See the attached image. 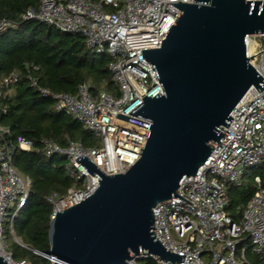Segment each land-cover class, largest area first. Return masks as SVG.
Listing matches in <instances>:
<instances>
[{
	"label": "built area",
	"instance_id": "1",
	"mask_svg": "<svg viewBox=\"0 0 264 264\" xmlns=\"http://www.w3.org/2000/svg\"><path fill=\"white\" fill-rule=\"evenodd\" d=\"M193 3L194 0H39V5L22 13L26 20H36L85 38L95 53L112 57L109 70L117 93L106 89L95 95L91 84L79 85L75 94L59 93L43 86L35 73L37 66L25 65L0 79V98L12 96L23 76L29 85L44 97L55 101L58 110L77 119L99 139V145L86 148L70 141L65 147L50 138H42L39 146L33 140L18 135L8 140L11 131L0 124V252L12 264L6 230L16 242L14 222L29 199L33 180L14 164V155L38 150L47 157H64L65 169L79 186L66 194L46 196L52 205L51 219L56 213L86 199L100 185L99 176L92 174L78 157L90 159L105 174L127 171L141 156L144 146L128 141L133 138L147 142L149 135L114 124L115 120L151 131V128L117 117L122 113L149 123L151 120L131 114L144 100L142 97L163 94L154 69L143 57L142 49L159 48L166 33L182 9L171 2ZM247 2V0H245ZM15 23L0 19V30ZM252 37H259L262 46L257 54L250 53ZM247 56L264 78V33L247 36ZM258 57V61L255 58ZM230 115L221 143L213 147L196 176H185L176 191L185 199L171 197L157 204L154 211V233L164 247L176 254H186L181 262L167 263L157 255L135 254L128 264H139L152 258L158 264H249L247 251H264V89L252 85ZM262 169L254 175L255 192L235 221L228 213V187L242 186L248 169ZM188 200V201H187ZM239 247L242 256L238 257ZM51 260L53 257L49 256Z\"/></svg>",
	"mask_w": 264,
	"mask_h": 264
},
{
	"label": "water",
	"instance_id": "2",
	"mask_svg": "<svg viewBox=\"0 0 264 264\" xmlns=\"http://www.w3.org/2000/svg\"><path fill=\"white\" fill-rule=\"evenodd\" d=\"M182 9L159 48L142 49L163 88L145 95L130 113L152 123L116 116L151 131L115 120L114 124L149 135L140 158L125 172L105 174L80 155L99 187L51 219V264H128L135 254L157 255L167 263L186 254L164 247L154 233L158 203L176 193L185 176H196L233 119L232 109L264 78L247 56V36L264 33V0L171 2ZM77 120V119H76ZM186 200V199H185ZM188 201V200H187ZM0 264H12L0 252Z\"/></svg>",
	"mask_w": 264,
	"mask_h": 264
},
{
	"label": "trees",
	"instance_id": "3",
	"mask_svg": "<svg viewBox=\"0 0 264 264\" xmlns=\"http://www.w3.org/2000/svg\"><path fill=\"white\" fill-rule=\"evenodd\" d=\"M39 5V0H0V19L15 23L0 30V79L25 65L37 66L35 73L43 86L59 93L75 94L80 84L89 82L92 93L106 89L117 93L112 80L107 53H95L86 45L85 38L58 30L36 20L22 18L29 7ZM0 124L11 131L8 140L14 142L23 135L39 146L42 138H50L65 147L70 141L86 148L99 145L98 137L78 120L56 108L55 101L44 97L29 85L26 76L17 85L12 96L0 98ZM15 166L32 180L27 204L18 212L15 240L8 250L15 262L25 264H51L49 257L52 205L46 196L53 192L64 195L78 182L66 172L64 157H47L38 150L23 151L14 155ZM255 192L254 178L249 177L240 187H228L227 213L235 220L242 217V209ZM10 237L9 228L6 230ZM249 264H264V251H247ZM139 264H158L144 258Z\"/></svg>",
	"mask_w": 264,
	"mask_h": 264
},
{
	"label": "rangeland",
	"instance_id": "4",
	"mask_svg": "<svg viewBox=\"0 0 264 264\" xmlns=\"http://www.w3.org/2000/svg\"><path fill=\"white\" fill-rule=\"evenodd\" d=\"M262 46L261 38L259 37H252L251 43H250V53L251 54H257L259 52V49ZM255 61H258V57L255 58ZM262 169L259 167L248 169L244 175V181L248 180L249 177H254L255 174L260 172ZM235 187H238L237 185H234ZM14 239V236L10 232V237L8 238V243L12 242ZM251 249V248H250ZM252 250V249H251ZM242 256V247H239L238 257Z\"/></svg>",
	"mask_w": 264,
	"mask_h": 264
}]
</instances>
